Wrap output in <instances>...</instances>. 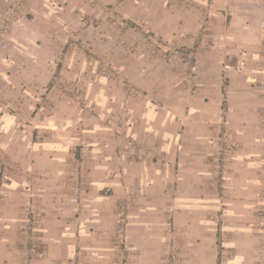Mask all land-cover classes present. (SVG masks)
<instances>
[{
  "label": "crops",
  "instance_id": "obj_1",
  "mask_svg": "<svg viewBox=\"0 0 264 264\" xmlns=\"http://www.w3.org/2000/svg\"><path fill=\"white\" fill-rule=\"evenodd\" d=\"M30 4L0 55V149L22 169L0 189V264L22 263L37 197L44 248L33 264H264V0L122 3L123 16L186 45L189 74L113 41L97 6ZM70 31L93 56L75 51L62 66ZM99 56L139 91L100 76ZM57 73L83 83L95 114L54 93ZM224 121L236 148L221 197L210 154Z\"/></svg>",
  "mask_w": 264,
  "mask_h": 264
},
{
  "label": "rangeland",
  "instance_id": "obj_2",
  "mask_svg": "<svg viewBox=\"0 0 264 264\" xmlns=\"http://www.w3.org/2000/svg\"><path fill=\"white\" fill-rule=\"evenodd\" d=\"M6 7L5 10L0 15V22H5L7 25L8 33L5 36L0 35V42H4L6 47L0 49L1 54H8L12 44L9 36L12 33V28L14 24L30 12V0H5ZM81 2L88 3L92 6H97L100 11V17L104 22L109 23V32H111L110 37L113 41H118L119 43L126 44V48L137 56H147L153 65H161L162 63L168 66L170 69L177 71L179 69L185 74H189L191 71H185L184 67L173 65L167 60V54L163 52L162 42L167 41L163 39L158 32L152 29L145 19L137 16H123L120 12L119 6L122 3H128L135 0H80ZM92 24V22H91ZM102 33V32H101ZM152 34V38L148 36ZM75 32L70 31L69 38L57 52V58L60 65L64 66L67 59L73 55L75 51L82 52L85 58L91 59L93 52L88 49V47L82 42V40L76 36ZM158 39H157V38ZM161 40V41H160ZM178 43L171 42L170 46L177 45ZM183 44H180L182 46ZM186 46V45H184ZM168 49V48H166ZM162 50V52H161ZM195 61V60H194ZM97 73L109 80H112L116 86L123 91L128 93L139 91L137 86L132 83L128 75L124 70H121L117 65L107 60V58L97 57ZM54 80V93L56 92L61 99L68 100L74 104H77L82 113H96V105L93 103L83 85L79 79H72L64 76L63 74H56L53 78ZM105 117V116H104ZM117 118V117H116ZM106 119V118H105ZM121 119V117H118ZM106 123L109 118L103 120ZM117 121V119H116ZM89 145H83V152L85 156H88L90 150H88ZM22 171L21 166L17 163L12 162L8 155L0 149V189L3 187L5 181L8 180L12 173H20ZM230 171H228V174ZM228 174L225 182L228 179ZM76 183H80L81 179L84 178L80 175H71ZM219 189V188H217ZM219 192V190H217ZM217 193V192H216ZM264 197V193L262 194ZM40 198H36L32 201L35 203L31 206V210L34 209L41 215V209L38 206ZM262 210L260 212L259 210ZM259 218L264 222V208H257ZM42 224L41 218H39ZM25 227L22 228L23 231ZM41 229L35 234H22V248L25 249V255L21 258V264H33V260L38 258L40 255H36L34 250H32L33 243L36 241L41 242L40 251L43 252L44 241L40 235ZM26 242V245H25ZM230 255V253L228 254ZM76 261H74V264Z\"/></svg>",
  "mask_w": 264,
  "mask_h": 264
},
{
  "label": "built area",
  "instance_id": "obj_3",
  "mask_svg": "<svg viewBox=\"0 0 264 264\" xmlns=\"http://www.w3.org/2000/svg\"><path fill=\"white\" fill-rule=\"evenodd\" d=\"M8 33L7 25L5 22H0V35L5 36ZM150 38H152V34H148ZM157 38V37H156ZM158 39V38H157ZM161 41V40H160ZM162 49L164 54H167V60L173 64L178 65L181 67H184L185 71H191L194 66V57L192 55L191 51H188L186 46L180 44L170 46L171 42L161 41ZM4 42H0V49L1 47L4 49L6 47V44H3ZM205 45H208L205 42ZM168 48V49H166ZM162 52V50H161ZM263 129H264V115H263ZM214 135L212 137L215 149L210 154V166L212 169V182H214L215 187L219 188L218 194L221 197H224L227 195V191L225 188V180L228 174V162L231 159V156L235 152L236 144L233 139V136L227 132L226 128V121L221 122L220 124H217L213 127ZM89 150V149H88ZM29 219L27 220V223L25 225V228L23 229V232L27 234H35L37 233L41 228V221H40V215L36 210L32 209L29 211ZM26 245V242H25ZM41 242L36 241L33 243V246L31 247L32 250H34L36 255H41L40 251Z\"/></svg>",
  "mask_w": 264,
  "mask_h": 264
}]
</instances>
